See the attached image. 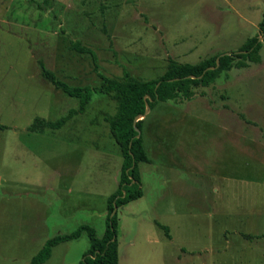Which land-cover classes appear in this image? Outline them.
I'll return each instance as SVG.
<instances>
[{
	"label": "rangeland",
	"instance_id": "374dc122",
	"mask_svg": "<svg viewBox=\"0 0 264 264\" xmlns=\"http://www.w3.org/2000/svg\"><path fill=\"white\" fill-rule=\"evenodd\" d=\"M41 2L0 0V264H27L45 241L81 225L102 237L118 187L121 156L103 120L116 104L106 95L93 94L58 130L26 131L35 117L56 121L78 107L41 77L38 60L72 87L124 71L155 79L168 57L196 64L238 52L264 14V0H52L43 11ZM259 38V63L145 116L149 162L138 163L142 197L116 212L118 264H264ZM88 248L82 235L44 264H78Z\"/></svg>",
	"mask_w": 264,
	"mask_h": 264
},
{
	"label": "trees",
	"instance_id": "16d2710c",
	"mask_svg": "<svg viewBox=\"0 0 264 264\" xmlns=\"http://www.w3.org/2000/svg\"><path fill=\"white\" fill-rule=\"evenodd\" d=\"M51 6L52 0H42L41 3H36L37 9L41 11ZM258 30V35L248 38L240 47L238 50L240 53L221 56L217 68L207 70L209 67H215L216 58L220 54L203 59L196 64L179 63L168 57L164 72L159 77L150 80L133 78L124 71L118 78L101 75V83L96 87H72L59 79L53 71L47 69L42 61H37L41 77L56 91L77 98L78 107L70 109L65 116L56 121L35 117L26 131L44 134L45 131L58 130L74 116L85 112L93 94L106 95L115 102L116 112L113 115H105L103 120L119 149L121 166L118 187L106 201L105 230L102 237L98 238L92 227L81 225L69 234L58 235L45 241L27 264H44L50 258L53 247L76 240L82 235L88 238L89 248L83 253L78 264H118L117 216L116 213L112 217L110 214L114 205L118 209L142 197L138 163L149 162L144 150L142 135L136 137L135 131L136 127L141 132L145 118L133 125L134 118L144 114L146 102L151 110L158 102L191 100L195 96L196 88L210 87L222 73L232 68H244L247 65L246 62L259 63L261 60L259 51L262 46L259 42V35H264V14L258 24ZM73 48L88 52L78 43H74ZM5 129L6 126L0 125V130ZM156 225L169 238L168 228L158 223Z\"/></svg>",
	"mask_w": 264,
	"mask_h": 264
},
{
	"label": "water",
	"instance_id": "95a60500",
	"mask_svg": "<svg viewBox=\"0 0 264 264\" xmlns=\"http://www.w3.org/2000/svg\"><path fill=\"white\" fill-rule=\"evenodd\" d=\"M259 40H260V38H259ZM237 53H240V52H237ZM224 55H229V53L222 54V55H220L218 58H216V61H215V67H209V68H207V70H212V69H214V68H217V67L219 66V59H220V57H221V56H224ZM191 78H194V77H191ZM169 81H172V80H169ZM145 99H147V97H145ZM149 111H150V108H149L148 103L146 102V104H145L144 114H143V115H140V116H138V117H135L134 120H133V125H135V123H136L138 120H142V119H144L145 116L149 113ZM135 131H136V133H137L136 137H139L140 134H141L140 130L137 129V128L135 127ZM116 212H117V207L114 205V206H113V211L111 212L110 216L112 217Z\"/></svg>",
	"mask_w": 264,
	"mask_h": 264
},
{
	"label": "crops",
	"instance_id": "0c3cea01",
	"mask_svg": "<svg viewBox=\"0 0 264 264\" xmlns=\"http://www.w3.org/2000/svg\"><path fill=\"white\" fill-rule=\"evenodd\" d=\"M1 223H2V225H3V204L0 206V227H1ZM32 224V223H31ZM32 226H34V225H32ZM38 225H35V228L37 227ZM3 227V226H2ZM32 231V230H31ZM34 231V230H33ZM0 246H1V243H0ZM1 256H3V252L0 250V259H2L1 258Z\"/></svg>",
	"mask_w": 264,
	"mask_h": 264
}]
</instances>
